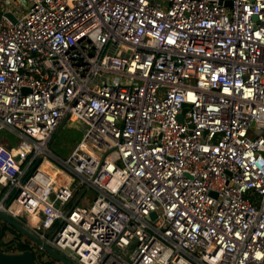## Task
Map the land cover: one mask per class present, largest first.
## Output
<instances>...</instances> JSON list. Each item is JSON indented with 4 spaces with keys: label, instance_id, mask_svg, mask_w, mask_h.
<instances>
[{
    "label": "built area",
    "instance_id": "obj_1",
    "mask_svg": "<svg viewBox=\"0 0 264 264\" xmlns=\"http://www.w3.org/2000/svg\"><path fill=\"white\" fill-rule=\"evenodd\" d=\"M1 130L0 210L73 263L264 264V0H0Z\"/></svg>",
    "mask_w": 264,
    "mask_h": 264
},
{
    "label": "trees",
    "instance_id": "obj_2",
    "mask_svg": "<svg viewBox=\"0 0 264 264\" xmlns=\"http://www.w3.org/2000/svg\"><path fill=\"white\" fill-rule=\"evenodd\" d=\"M62 127L63 124H61L58 128L55 129L49 142V149L57 155H59L58 152L55 149H51V145L54 146L53 140L55 137H57L58 132L59 130L62 129ZM69 128H67V130H70ZM59 136L60 137L58 138V142L60 144L66 143L71 148L79 140L81 135H79V137L76 139L74 137L73 138L68 137L67 135L64 134V132H62L61 135ZM6 233L11 234V236L8 239H4ZM0 250L5 253H19L24 250H29L33 254L36 264H60L50 255L40 250L31 241H29L27 238H24L20 233H18L17 231H15L13 228L9 227L2 221H0Z\"/></svg>",
    "mask_w": 264,
    "mask_h": 264
},
{
    "label": "water",
    "instance_id": "obj_3",
    "mask_svg": "<svg viewBox=\"0 0 264 264\" xmlns=\"http://www.w3.org/2000/svg\"><path fill=\"white\" fill-rule=\"evenodd\" d=\"M178 120H180V116H178ZM38 161L39 159L36 160L35 164H37ZM0 221L4 222L9 227L13 228L15 231L20 233L24 238H27L40 250L50 255L60 264H75L66 257H64L56 249L49 246L46 242L38 238L34 233L30 231V229L20 224L19 222H17L16 220H14L12 217L8 216L1 210H0ZM0 264H36V262L34 260L33 254L29 250H24L19 253H5L0 250Z\"/></svg>",
    "mask_w": 264,
    "mask_h": 264
},
{
    "label": "rangeland",
    "instance_id": "obj_4",
    "mask_svg": "<svg viewBox=\"0 0 264 264\" xmlns=\"http://www.w3.org/2000/svg\"><path fill=\"white\" fill-rule=\"evenodd\" d=\"M67 125H68V123H65L63 125L62 129L59 130L57 137H55L53 140L54 146L51 145V149H55L58 152V154L61 156L67 155L72 147L70 148V146L67 145L66 143L60 144L58 142V138L60 137L59 135H61V133L64 132V134L67 135L68 137H72V138L74 137L76 139L79 137V135H81L79 130L74 129V128H69ZM67 128H69L70 130H67ZM12 137H13V140H16V138L14 136H12ZM91 195H92V192L87 190V191H85L83 198L89 199V197H91ZM79 204L81 205V203H79ZM10 236H11V234L6 233L4 239H8Z\"/></svg>",
    "mask_w": 264,
    "mask_h": 264
},
{
    "label": "crops",
    "instance_id": "obj_5",
    "mask_svg": "<svg viewBox=\"0 0 264 264\" xmlns=\"http://www.w3.org/2000/svg\"><path fill=\"white\" fill-rule=\"evenodd\" d=\"M13 135L7 131H0V143L4 145L6 148H12L15 144V140H13Z\"/></svg>",
    "mask_w": 264,
    "mask_h": 264
}]
</instances>
